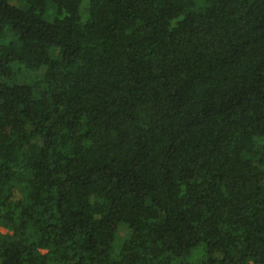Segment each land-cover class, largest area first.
Segmentation results:
<instances>
[{"label":"trees","instance_id":"trees-1","mask_svg":"<svg viewBox=\"0 0 264 264\" xmlns=\"http://www.w3.org/2000/svg\"><path fill=\"white\" fill-rule=\"evenodd\" d=\"M17 1L0 264H264V0Z\"/></svg>","mask_w":264,"mask_h":264},{"label":"rangeland","instance_id":"rangeland-1","mask_svg":"<svg viewBox=\"0 0 264 264\" xmlns=\"http://www.w3.org/2000/svg\"><path fill=\"white\" fill-rule=\"evenodd\" d=\"M12 2L15 3V4H19V2L17 0H12ZM83 9H84V7H83ZM82 14H83V17L85 18L86 17V11H85V9L83 10V13ZM53 15H54L53 12L48 13V14H46V18L48 20H51L53 18ZM119 229H120L119 230V235H118V238H117V241H116L117 246H120L123 243L124 239L127 237V234H128L127 225L121 224V226H120ZM0 230L6 231L7 229L0 226Z\"/></svg>","mask_w":264,"mask_h":264}]
</instances>
